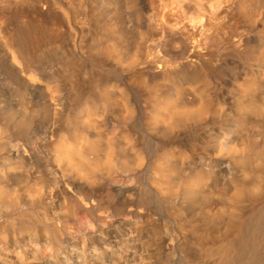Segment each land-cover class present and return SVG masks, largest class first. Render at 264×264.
<instances>
[{
	"label": "bare ground",
	"instance_id": "obj_1",
	"mask_svg": "<svg viewBox=\"0 0 264 264\" xmlns=\"http://www.w3.org/2000/svg\"><path fill=\"white\" fill-rule=\"evenodd\" d=\"M0 264H264V0H0Z\"/></svg>",
	"mask_w": 264,
	"mask_h": 264
}]
</instances>
